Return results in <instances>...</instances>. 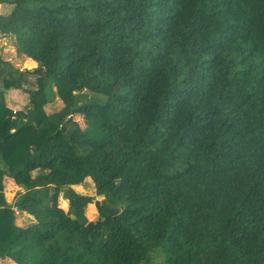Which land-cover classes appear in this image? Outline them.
<instances>
[{"label": "trees", "instance_id": "trees-1", "mask_svg": "<svg viewBox=\"0 0 264 264\" xmlns=\"http://www.w3.org/2000/svg\"><path fill=\"white\" fill-rule=\"evenodd\" d=\"M0 5V84L30 97L0 103V264H264V0ZM54 87L66 107L47 114ZM85 90L106 101L75 108ZM88 179L119 206L97 223Z\"/></svg>", "mask_w": 264, "mask_h": 264}, {"label": "rangeland", "instance_id": "rangeland-1", "mask_svg": "<svg viewBox=\"0 0 264 264\" xmlns=\"http://www.w3.org/2000/svg\"><path fill=\"white\" fill-rule=\"evenodd\" d=\"M11 11H12V6H9V5L7 6L5 5V6H2V8H0V14L4 16L8 15ZM13 49L14 47L11 46L9 40L4 39L2 36H0V50L1 51L6 50L8 51L7 53H12L11 51ZM7 55L8 56L10 55V57L7 59H10L11 61H13L15 60L14 58L16 57V52L12 54H7ZM0 56H2L3 58H6L5 57L6 55L0 54ZM23 63L24 62H20L19 65H22ZM19 65L17 66L18 68H20ZM27 87L31 88V86H27ZM31 89L34 91H37L38 86H33ZM75 95H76L75 108L79 105H85V104H90V103H104L106 101V98L93 94L91 92H88L86 90L82 92H75ZM14 98L19 103L22 102V99L19 98L17 95H14ZM65 107H66V102H64V100H62V98L59 96L58 88L54 87L53 96L51 95V97L48 98V101L46 105L44 106V112H46L47 114H55V113L62 111ZM30 108L32 109V107ZM73 110H74V107H72L71 111ZM28 111L29 110H27V112ZM71 115H73L74 125L77 124L76 127L80 128V130H85L86 128L89 127L86 118L81 113L73 114L71 112ZM30 138H33V136H30ZM5 186H6V191H5L6 201L8 204L14 205L16 201L18 200L20 194L24 192V189H22L19 186H16L14 181L10 178L6 179ZM74 190L81 195H85V196H88L94 199L93 203L89 205L86 210V217L88 218L90 223H97L99 220H101V212L102 213H114L118 211L119 206H117V204L111 201L107 202L104 200V197L97 196L94 183L91 179L87 180V183L85 184V186H76L74 187ZM60 204H61L62 209H64V211L66 212L69 211L68 202L65 201L62 197L60 200ZM33 220H34L33 217H30L22 213H17L16 224L20 227L29 226L30 224H32ZM148 264H165L163 253L159 250H156L150 253Z\"/></svg>", "mask_w": 264, "mask_h": 264}, {"label": "crops", "instance_id": "crops-1", "mask_svg": "<svg viewBox=\"0 0 264 264\" xmlns=\"http://www.w3.org/2000/svg\"><path fill=\"white\" fill-rule=\"evenodd\" d=\"M2 6H5V5H0V8H2ZM0 15H2V14H0ZM2 16H4V15H2ZM0 36H2L1 33H0ZM4 52H6V53H4ZM7 52L8 51H6V50H2V51L0 50V54L6 55L7 58L10 57V55L8 56L7 54H12V53L16 52V50L14 48L11 51L12 53H7ZM2 60H4V59H2ZM8 61H11V60L8 59ZM19 66H20L19 69L21 71H30V70H34L35 68H37L38 64L35 61L28 59V60L24 61V63L22 65H19ZM9 71L10 70L5 71L4 75L7 76ZM2 79H3V77L0 78V83H1ZM0 93H2V95H0V103L4 102L6 108L11 110L14 113L18 112V111H26L30 106V97L27 93H25L22 90H15V89L5 90L3 88V84H0ZM14 95H17L19 98H21L22 102L19 103L14 98ZM0 116H1V111H0Z\"/></svg>", "mask_w": 264, "mask_h": 264}]
</instances>
